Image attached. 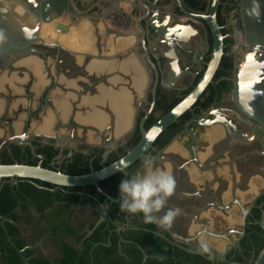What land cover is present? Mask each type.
Listing matches in <instances>:
<instances>
[{
    "label": "flooded vegetation",
    "instance_id": "obj_1",
    "mask_svg": "<svg viewBox=\"0 0 264 264\" xmlns=\"http://www.w3.org/2000/svg\"><path fill=\"white\" fill-rule=\"evenodd\" d=\"M180 2L192 16L183 14L176 0H158L152 7L158 15L149 21L146 41L160 70L156 88L143 50L137 55L150 72L144 84L129 71L122 75L116 63L103 79L102 73L72 64L67 54L53 60L34 41V24L23 30L0 3V164H40L82 175L134 149L142 138V121L147 132L182 103L210 60L213 33L201 17L207 16L212 0ZM93 4L80 10L94 16ZM130 12L136 27L133 16L138 12ZM215 21L223 55L211 82L142 157L99 182L100 190L48 187L30 180L3 184L20 187L28 182L35 187L14 191L13 210L1 216L7 231V223L16 229L15 239L10 237L29 264L255 262L264 245V0H220ZM74 30L58 35L43 24L39 38L75 53L89 52L91 45L80 41L72 48ZM130 41L112 34L108 51L125 48ZM135 57L129 55L125 66ZM46 118L51 123L42 131ZM148 156L155 168L175 179L165 209L181 211L167 229L119 207L121 180L142 171L141 162ZM206 230L226 236L208 234L215 253L211 260L195 251ZM221 248L226 249L222 258ZM0 264H25L5 235Z\"/></svg>",
    "mask_w": 264,
    "mask_h": 264
},
{
    "label": "water",
    "instance_id": "obj_2",
    "mask_svg": "<svg viewBox=\"0 0 264 264\" xmlns=\"http://www.w3.org/2000/svg\"><path fill=\"white\" fill-rule=\"evenodd\" d=\"M157 1L158 0H153V2L152 0H14L15 3H10L6 0H0V3L5 9L11 11L13 21H15V23L23 30H25L30 24H34V41L39 44L38 46L41 49H45V52H48L53 60H58L59 62V59H61L64 54L65 56L67 54L72 64H82V66L87 67L89 70L102 73L104 74L103 79L109 77L107 71L110 70L111 66L115 63L117 69L121 71L122 75H125L124 73L129 71L132 78L135 79V71H145L150 79V72L144 65L142 58L137 55L139 50H143L148 65L154 73V87L156 88L160 77V70L158 64L153 62L152 55L149 54L150 49L146 41V33L150 28L149 21L158 15L157 9H152V7L156 8ZM176 1L178 8L183 14L192 16V14L182 6L180 0ZM91 3H94L92 8H97V12L94 16L89 15V11L80 10V6L91 5ZM219 3L220 0H212L207 16L201 17L209 23L213 33V50L201 80L182 103L161 118L149 131L146 132L143 129L144 120L142 121V138L134 149L107 167L82 175H68L43 168L40 164L36 166L19 163L0 164V189L7 180L13 185L20 180H30L62 188H83L94 186L100 190L98 187L99 182L123 172L137 159L142 157L154 140L199 98L204 89L211 82L223 55L222 35L215 21V14ZM124 7H129L131 10H136L138 12L137 18L136 16H133V21L136 20V27L133 30L135 45L124 53L106 56L103 54V51L106 44H108L107 41L110 35L108 34L105 38L103 32L98 30V26L101 23L110 20L119 8ZM119 13L123 16L125 11L119 10ZM65 18L69 21L67 25L64 24ZM43 24H50L54 32L58 35H67L71 32L72 28H75L74 38L80 42L91 45L92 49L97 51V54L88 52L75 53L64 48L56 41L41 42L39 33ZM124 35L129 36V34ZM95 42H97L96 45ZM129 55H134L136 57L133 64L126 67L124 61ZM94 121H97V119H94ZM50 123L51 119L46 118L40 129L46 131L50 126ZM0 226L4 232L6 241L14 247L23 262L29 264L21 250H19L13 243L6 226L2 221L1 215ZM262 226L264 227V223H262ZM205 232L216 238H226L223 234H216L208 230ZM143 253L144 257L147 258L146 253L144 251ZM253 264H264V247Z\"/></svg>",
    "mask_w": 264,
    "mask_h": 264
},
{
    "label": "clouds",
    "instance_id": "obj_3",
    "mask_svg": "<svg viewBox=\"0 0 264 264\" xmlns=\"http://www.w3.org/2000/svg\"><path fill=\"white\" fill-rule=\"evenodd\" d=\"M141 169L121 180L118 186L119 207L130 214H142L145 223L167 229L181 211L179 208L165 209L167 199L175 191V179L169 172L155 168L150 156L142 160ZM162 209H165L163 214L157 215ZM207 236L208 233L201 232L195 251L211 260L215 253ZM225 250L219 249L221 258Z\"/></svg>",
    "mask_w": 264,
    "mask_h": 264
},
{
    "label": "trees",
    "instance_id": "obj_4",
    "mask_svg": "<svg viewBox=\"0 0 264 264\" xmlns=\"http://www.w3.org/2000/svg\"><path fill=\"white\" fill-rule=\"evenodd\" d=\"M6 164H11V163H6ZM33 183L36 184H44L45 186L50 187L51 185L47 184V183H41L39 181H32ZM35 190V187L30 184V183H24L22 185H20V187L18 186H11L10 184H5L1 190H0V215L1 216H6L8 214H10V211L13 210V207L15 205V198H14V191H22V190ZM7 228L9 231L10 236L15 239V231L16 229L14 227H12V225L7 223ZM2 240L4 241V235L2 233V230L0 229V245L2 243ZM264 245L262 246L263 249Z\"/></svg>",
    "mask_w": 264,
    "mask_h": 264
},
{
    "label": "crops",
    "instance_id": "obj_5",
    "mask_svg": "<svg viewBox=\"0 0 264 264\" xmlns=\"http://www.w3.org/2000/svg\"><path fill=\"white\" fill-rule=\"evenodd\" d=\"M120 9H125V12H130V10H131V8H129V7H124V8H120ZM69 21L67 20V21H65L64 22V24H67ZM103 27L102 29V31L101 32H103V34H104V36H105V38H106V36L109 34V35H111L112 36V34H114V35H116L117 37H129L130 39H131V41H130V43L125 47V48H122V49H117V50H114V51H111V52H109L108 51V48H109V46H108V44H106V46H105V48H104V51H103V54L104 55H106V56H111V55H113L114 53L115 54H118V53H124V52H126L127 50H129L130 48H133V46L135 45V36H134V31L132 32V33H129V36H126V35H124L123 33H121V32H118V31H115V30H112V29H110L108 26H104V25H102V23L98 26V30L100 29V27ZM96 52L97 51H95L93 54H96ZM133 80H135V79H139L141 82H143V84H144V82H146V80H148L149 78H148V76H147V74H146V72L145 71H135V79L134 78H132ZM128 92V91H127ZM129 93V92H128ZM129 95H130V93H129Z\"/></svg>",
    "mask_w": 264,
    "mask_h": 264
},
{
    "label": "built area",
    "instance_id": "obj_6",
    "mask_svg": "<svg viewBox=\"0 0 264 264\" xmlns=\"http://www.w3.org/2000/svg\"><path fill=\"white\" fill-rule=\"evenodd\" d=\"M114 15L115 16H112L110 20L106 21L107 24L113 28V30L122 33H128L135 29V25L131 23V12H125V14L121 16L118 10L114 13Z\"/></svg>",
    "mask_w": 264,
    "mask_h": 264
},
{
    "label": "bare ground",
    "instance_id": "obj_7",
    "mask_svg": "<svg viewBox=\"0 0 264 264\" xmlns=\"http://www.w3.org/2000/svg\"><path fill=\"white\" fill-rule=\"evenodd\" d=\"M49 26H50V29H53V28L51 27L50 24H49ZM70 41H71L70 44H72V42H73V45H72V48H73V49H75L74 47L78 48L77 46H78L80 43H79V41H78L76 38H74V34H72V36H71V38H70ZM61 46H62V45H61ZM63 47L66 48V49H68V48L65 47V46H63ZM68 50H71V49H68ZM71 51H73V50H71ZM90 51H91L92 53L95 52L94 49H91ZM90 51H89V52H90ZM73 52H77V51H73ZM83 52H88V51L85 50V51H83ZM89 52H88V53H89Z\"/></svg>",
    "mask_w": 264,
    "mask_h": 264
},
{
    "label": "rangeland",
    "instance_id": "obj_8",
    "mask_svg": "<svg viewBox=\"0 0 264 264\" xmlns=\"http://www.w3.org/2000/svg\"><path fill=\"white\" fill-rule=\"evenodd\" d=\"M118 10H124V11H125V9H120V8H119ZM114 16H115V15H113V17H114ZM65 21H66V20H64V22H65ZM102 25H104V26H105V25L108 26L109 24H107V22H105V23H102ZM102 28H103V27H102ZM112 29H113V28H112ZM70 33H71V32H70ZM96 54H97V52H96ZM214 246L220 248L219 245H217V244H213V247H214Z\"/></svg>",
    "mask_w": 264,
    "mask_h": 264
}]
</instances>
